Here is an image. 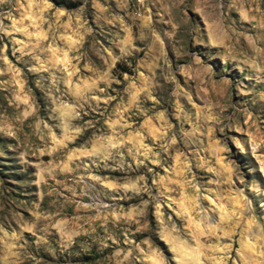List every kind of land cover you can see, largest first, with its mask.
<instances>
[{
	"label": "rangeland",
	"instance_id": "rangeland-1",
	"mask_svg": "<svg viewBox=\"0 0 264 264\" xmlns=\"http://www.w3.org/2000/svg\"><path fill=\"white\" fill-rule=\"evenodd\" d=\"M0 264H264V0H0Z\"/></svg>",
	"mask_w": 264,
	"mask_h": 264
},
{
	"label": "trees",
	"instance_id": "trees-1",
	"mask_svg": "<svg viewBox=\"0 0 264 264\" xmlns=\"http://www.w3.org/2000/svg\"><path fill=\"white\" fill-rule=\"evenodd\" d=\"M54 2L58 3L59 0H53ZM121 65H117L116 68L114 69L115 72H119V73H128V71L126 69H120Z\"/></svg>",
	"mask_w": 264,
	"mask_h": 264
}]
</instances>
